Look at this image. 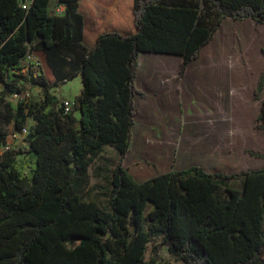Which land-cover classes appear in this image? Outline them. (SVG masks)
<instances>
[{"label":"trees","instance_id":"1","mask_svg":"<svg viewBox=\"0 0 264 264\" xmlns=\"http://www.w3.org/2000/svg\"><path fill=\"white\" fill-rule=\"evenodd\" d=\"M58 1L61 16L50 15V0H33L27 11L20 0H0V147L7 125L17 132L26 118L33 122L21 157L0 158V264H157L159 246L145 259L153 237L181 264H264V168L209 174L192 166L142 183L123 168L139 53L182 57V76L224 18L264 26V0H132L124 31H88L86 0ZM33 50L45 53L57 83L80 76L69 114L42 76L30 75L41 102L8 100L24 90L22 61ZM263 83L264 74L256 101ZM256 128L264 136V101ZM107 146L118 160L107 171L103 207L83 192L92 161Z\"/></svg>","mask_w":264,"mask_h":264},{"label":"crops","instance_id":"2","mask_svg":"<svg viewBox=\"0 0 264 264\" xmlns=\"http://www.w3.org/2000/svg\"><path fill=\"white\" fill-rule=\"evenodd\" d=\"M131 1H83L81 10L92 22L88 31L103 26L130 30ZM189 1L198 5L202 2ZM58 4V0H50V15L55 16L53 10ZM263 44V25L251 19L224 18L182 76L177 68L182 57L139 53L135 73L138 93L133 98L135 116L129 151L123 159V168L134 182L192 166L209 174L264 168V136L256 128L260 101H264V83L259 101L254 99L257 83L264 74ZM32 55L55 85L51 94L62 98L60 102L68 100L74 104L79 94L64 97L57 90L80 76L57 83L45 53L33 50ZM193 64L196 67L190 69ZM73 116L79 118L77 112Z\"/></svg>","mask_w":264,"mask_h":264},{"label":"rangeland","instance_id":"3","mask_svg":"<svg viewBox=\"0 0 264 264\" xmlns=\"http://www.w3.org/2000/svg\"><path fill=\"white\" fill-rule=\"evenodd\" d=\"M199 57V54H198ZM197 57V58H198ZM35 58V57H34ZM196 58V59H197ZM38 60L37 58H35ZM195 60V59H194ZM39 61V60H38ZM181 65V63H180ZM196 67L193 64L190 69H194ZM180 69V66L177 67ZM36 73V76H42L46 82L52 87L50 93L54 94L56 88L52 82V79L48 76V74H43L42 69L33 70ZM187 72V71H186ZM22 75L27 79L26 84L24 86V90L28 94L27 102L30 104H37L42 101V90L39 87L33 86L30 75L26 71L22 72ZM187 80V79H186ZM66 84V83H65ZM61 86L57 92L60 96L71 97V95L80 94L81 91V82L80 78H75L73 81L66 85ZM1 89V85H0ZM183 94L180 91V100L182 99ZM63 100L60 98V101ZM33 125V122L30 118H26L23 128L28 132L29 127ZM8 132L7 145L9 146V151L14 154L16 158L21 157V152H25L27 149V144L25 142V137L19 135V131H13V125L10 123L6 127ZM27 135V134H26ZM25 135V136H26ZM194 159V157H191ZM118 154L117 152L107 146L102 148V153H99L98 157L95 158L88 171V185L83 192V196L85 199H93L97 201L101 206L106 207L107 197H108V170H110L117 163ZM232 188H239L237 184H231ZM162 240L158 237L151 238L150 242L147 245V252L145 255V259L148 261L151 258V250L155 246H159V250L157 253V264H181L179 258L174 256L168 251L166 246H160Z\"/></svg>","mask_w":264,"mask_h":264},{"label":"built area","instance_id":"4","mask_svg":"<svg viewBox=\"0 0 264 264\" xmlns=\"http://www.w3.org/2000/svg\"><path fill=\"white\" fill-rule=\"evenodd\" d=\"M33 0H20V7L24 10L27 11L30 6L32 5ZM64 5L58 4L56 5V7L53 10V14L55 16H61L64 13ZM22 71H26L28 74L32 75V78H36V73L33 71L35 69H39L41 68V64L38 60H36L33 55L32 52L27 51L23 57V61H22ZM28 99V94L26 93L25 90H22L21 92H15L13 94H11L8 97V100L12 103H16V102H23L26 103ZM62 109H63V113L64 114H69L73 108H74V104L71 101L68 100H64L61 103ZM27 134V131L25 128L21 129L19 131V135L25 137V135ZM9 151V146L7 145V141L5 142L4 145H2L0 147V158L1 156Z\"/></svg>","mask_w":264,"mask_h":264}]
</instances>
